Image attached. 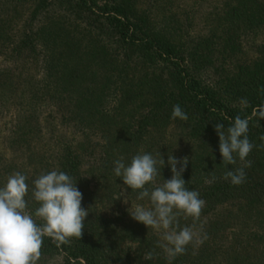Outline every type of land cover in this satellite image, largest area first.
<instances>
[{"label": "rangeland", "instance_id": "374dc122", "mask_svg": "<svg viewBox=\"0 0 264 264\" xmlns=\"http://www.w3.org/2000/svg\"><path fill=\"white\" fill-rule=\"evenodd\" d=\"M114 6L123 7L145 34L172 46V61L124 43L105 14ZM178 73L236 109L262 95L264 0H0V185L15 172L31 185L40 174L61 169L65 147L71 146L87 178V184L77 183L86 217L114 221L92 237L102 242L99 264H169L162 233L128 212L131 203L149 206L147 199L137 200V191L112 178L113 162H127L141 150L157 159L161 153L165 165L147 185L151 190L172 176L168 155L187 157L182 178L198 193L217 181L230 182L224 174L240 162L209 172L218 165L206 158L211 145L219 144L215 126L197 137L191 129L210 116L197 111L180 121L171 118L170 105L152 108L155 100L180 95ZM149 109L153 121L132 137L130 130ZM117 132L124 134L122 148L111 139L109 157L92 170L102 157L103 135ZM204 160L206 170L195 171ZM256 161L264 172L263 147ZM235 190L221 204L206 201L198 220L178 217L179 227H192L194 236L186 259L181 254L171 264H264V202L239 199ZM32 206L26 211L34 213ZM149 252L152 259L145 260ZM37 264L84 262L61 251L40 255Z\"/></svg>", "mask_w": 264, "mask_h": 264}, {"label": "clouds", "instance_id": "9594fccd", "mask_svg": "<svg viewBox=\"0 0 264 264\" xmlns=\"http://www.w3.org/2000/svg\"><path fill=\"white\" fill-rule=\"evenodd\" d=\"M257 117L264 120V105L260 106ZM171 118L187 121L188 115L177 104L173 106ZM215 130L219 136L222 164L226 167L234 165L237 158L245 162L243 167L228 168L224 174V178L233 185H240L246 179L245 168L251 167L247 157L255 146L248 137L249 120L237 116L227 129L224 124L217 123ZM113 164L114 175L127 189L137 191V200L147 199L149 206L131 203L128 212L135 221L162 233L164 243L160 247L171 264L176 256L185 252L194 236L192 227H179L178 217L182 215L198 220L205 204L197 191L186 187L182 178L188 158L178 160L172 154L168 155L167 164L172 176L151 190L147 185L154 181L165 165L161 153L157 159L152 153L141 150L127 162L118 159ZM29 193L38 204L34 213L26 211ZM121 196H124V191H121ZM82 199L77 182L64 171L42 173L32 180L31 185L23 173L10 175L0 185V264H37L45 236L65 243L71 238H80L88 215V210L81 206ZM34 217L42 223L38 224ZM144 259H152V253H147Z\"/></svg>", "mask_w": 264, "mask_h": 264}, {"label": "trees", "instance_id": "16d2710c", "mask_svg": "<svg viewBox=\"0 0 264 264\" xmlns=\"http://www.w3.org/2000/svg\"><path fill=\"white\" fill-rule=\"evenodd\" d=\"M101 11L104 14L106 9L99 8L98 12L101 13ZM105 14L109 20V26L112 28V30H114L117 36L122 39L124 43L132 44L134 46L136 45L143 51L154 52L158 55V57H164L167 61H172V58L174 57L172 46L164 44L157 38L145 34L141 30L139 23L133 22L126 14L123 7H111L110 11L108 13L105 12ZM243 84L244 83H242V85ZM176 85L179 86L178 89H180V95H172L170 98L163 97L160 100H155L152 108H155L157 110L159 107H162L161 105L167 104L170 105L173 109L174 105L179 104L188 115L195 116L197 114V111L208 114L211 120H208L206 122L204 120H199L198 122H195L193 128L191 129V136H200L205 132L206 128L208 129V127H213L217 123L224 124L225 129H227V127L237 116L241 118H247L249 120V129H254L253 133H248V137L252 138L250 141L254 142L253 144H256V146L252 149L247 157V161H251V167L245 168V181L240 185H233L231 182L224 183L221 181H217L211 184L209 188H205L203 191L199 192L200 198L205 201V204H207L206 201L210 200L212 203L209 205L215 206L216 204H221L222 202L229 200L228 196L230 195V189L234 187L237 189L235 191L239 194L233 196L238 197L239 199L247 198V200H254L258 198L260 201L264 202V172L261 168L258 170V167L262 164L256 161V159H258V151L260 148H262L261 145L263 144L260 137H263L264 135V120H260L257 117V112L260 106L264 105V82L262 83V95L254 98L250 102V104L245 106L243 109H236L229 106L228 104L223 103L221 100H219L214 91L201 87V85L194 78H191L186 74L183 75L182 73H178V76L176 77ZM153 111L154 110L149 109L146 114H144V116L141 117L137 122V127L130 130V135L132 137H138V135L143 132L142 128L149 125L153 121V115H155L153 114ZM210 129L211 128H209V130ZM256 134L263 135L255 140ZM123 135L124 134H122V132H117L114 135L110 134L108 136L103 135L104 144H102L101 147L102 157L99 164L93 167L92 170L95 168L97 169L96 171H98L99 166L103 163V161L106 160V156L109 157V141H111V139H115V143L119 142L117 149L122 148V143L124 140ZM210 157H214V161L217 162L218 165L214 169L210 168L209 172L220 173L221 170H219V168L224 166V164H221L222 157L219 152L218 143H213V145H211L206 158L208 159ZM202 159L203 158H201V160L198 162H201ZM62 160L63 164L60 163L62 164V167L61 169H59V171L68 173L73 177V180L75 182L79 180L77 183H81L83 185V183L86 182L87 184V178L83 177L82 174L79 173L81 163L79 162L78 156L74 153V151H72L71 146L65 147ZM240 162L238 164V167H243L245 162ZM102 167H105V169L107 168L106 165H102ZM205 167L206 166L204 160V162L196 165L195 171H205ZM110 172H113V168L111 167ZM106 176L107 175H104V177ZM114 176L115 175H113L112 178H114ZM26 199L28 200V203L30 202V204L38 207V204H36L32 200L30 193L26 197ZM32 207L33 209L35 208L34 206ZM112 223H114V221L112 222L106 216H103L101 214H94L92 219L86 217L84 221V229L82 230L80 238L74 237L69 239L68 242L65 243L58 242L52 238L45 236L40 248V255H48L62 251L65 253L67 258L81 260L84 262V264H99L100 259L104 254V251L102 250V242L99 239H92V237L96 235L95 233L106 230L108 231ZM183 255L186 259L187 255ZM178 256L181 257V254ZM182 261V259H180L179 261L176 260L175 264H181Z\"/></svg>", "mask_w": 264, "mask_h": 264}]
</instances>
